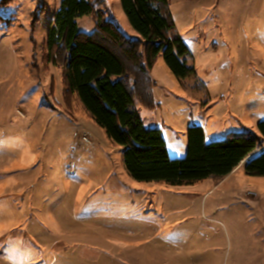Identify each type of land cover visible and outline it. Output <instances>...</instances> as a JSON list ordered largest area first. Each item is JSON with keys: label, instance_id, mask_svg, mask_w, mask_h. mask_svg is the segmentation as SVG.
Returning <instances> with one entry per match:
<instances>
[{"label": "rangeland", "instance_id": "rangeland-1", "mask_svg": "<svg viewBox=\"0 0 264 264\" xmlns=\"http://www.w3.org/2000/svg\"><path fill=\"white\" fill-rule=\"evenodd\" d=\"M97 1L123 34L140 38L120 0ZM61 2L0 6V264H264V177L241 163L192 186L136 181L124 148L80 99L63 102L62 69L47 62L45 44ZM169 6L200 86L181 83L161 53L150 71L158 106H137L145 128L160 129L171 159L185 158L193 126L207 143L258 133L264 0ZM77 23L95 29L90 16Z\"/></svg>", "mask_w": 264, "mask_h": 264}, {"label": "trees", "instance_id": "trees-1", "mask_svg": "<svg viewBox=\"0 0 264 264\" xmlns=\"http://www.w3.org/2000/svg\"><path fill=\"white\" fill-rule=\"evenodd\" d=\"M12 1L0 0V6ZM120 2L140 38L126 36L107 20L97 0H62L45 44L47 62L62 69L63 102L80 99L108 139L124 148L125 168L136 181L192 186L210 177L224 179L241 163L247 175L264 177V121L258 123V133L230 132L209 143L202 127H190L183 159L169 157L160 129L145 128L137 106H158L150 71L161 53L181 83L192 79L195 87L200 85L169 0ZM84 16L95 22L92 32L78 29L77 21Z\"/></svg>", "mask_w": 264, "mask_h": 264}, {"label": "built area", "instance_id": "built-area-1", "mask_svg": "<svg viewBox=\"0 0 264 264\" xmlns=\"http://www.w3.org/2000/svg\"><path fill=\"white\" fill-rule=\"evenodd\" d=\"M83 140L86 141V142H89V139L86 136L83 137Z\"/></svg>", "mask_w": 264, "mask_h": 264}]
</instances>
